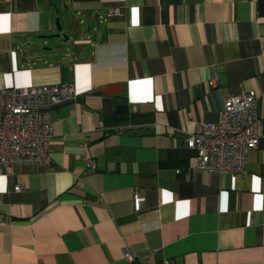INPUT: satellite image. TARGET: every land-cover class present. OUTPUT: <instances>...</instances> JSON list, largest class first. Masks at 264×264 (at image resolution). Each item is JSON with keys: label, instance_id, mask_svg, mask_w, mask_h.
Instances as JSON below:
<instances>
[{"label": "crops", "instance_id": "1", "mask_svg": "<svg viewBox=\"0 0 264 264\" xmlns=\"http://www.w3.org/2000/svg\"><path fill=\"white\" fill-rule=\"evenodd\" d=\"M59 81L50 164L0 175V264H264V0H0V88ZM250 89L245 171L193 173L186 134Z\"/></svg>", "mask_w": 264, "mask_h": 264}, {"label": "built area", "instance_id": "2", "mask_svg": "<svg viewBox=\"0 0 264 264\" xmlns=\"http://www.w3.org/2000/svg\"><path fill=\"white\" fill-rule=\"evenodd\" d=\"M119 13L120 9L114 6L106 10L107 16ZM75 95V86L69 81L0 88V175L7 176L17 165L50 164L54 108ZM259 138L257 92L250 89L229 96L223 102L218 122H198L195 131L186 134L187 146L195 151L191 171L243 173L247 155L257 147ZM87 162L89 168H94L91 160ZM20 189L19 185L14 186L16 191ZM143 201V196L133 192L135 211L141 209ZM123 256L126 264L142 259L130 250H125ZM141 261L143 264H175L169 259L159 263Z\"/></svg>", "mask_w": 264, "mask_h": 264}, {"label": "water", "instance_id": "3", "mask_svg": "<svg viewBox=\"0 0 264 264\" xmlns=\"http://www.w3.org/2000/svg\"><path fill=\"white\" fill-rule=\"evenodd\" d=\"M55 25H56V28H57V33L50 34V35H39V36H37L36 40L49 39V38H52V37H59V36L65 37V34H61L60 33L61 30H62V25L60 23L59 17L56 18ZM42 49L43 50H51V48H46V47H43Z\"/></svg>", "mask_w": 264, "mask_h": 264}, {"label": "rangeland", "instance_id": "4", "mask_svg": "<svg viewBox=\"0 0 264 264\" xmlns=\"http://www.w3.org/2000/svg\"><path fill=\"white\" fill-rule=\"evenodd\" d=\"M90 166V165H89ZM172 260V259H171Z\"/></svg>", "mask_w": 264, "mask_h": 264}]
</instances>
